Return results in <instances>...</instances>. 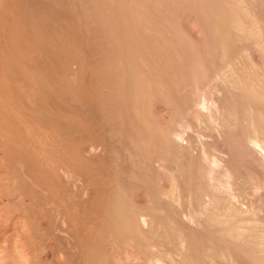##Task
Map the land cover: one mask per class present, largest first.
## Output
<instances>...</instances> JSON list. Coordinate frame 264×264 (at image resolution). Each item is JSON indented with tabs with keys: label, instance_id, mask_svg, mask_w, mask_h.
Returning <instances> with one entry per match:
<instances>
[{
	"label": "bare ground",
	"instance_id": "bare-ground-1",
	"mask_svg": "<svg viewBox=\"0 0 264 264\" xmlns=\"http://www.w3.org/2000/svg\"><path fill=\"white\" fill-rule=\"evenodd\" d=\"M259 149L264 0H0V264H264Z\"/></svg>",
	"mask_w": 264,
	"mask_h": 264
},
{
	"label": "rangeland",
	"instance_id": "rangeland-1",
	"mask_svg": "<svg viewBox=\"0 0 264 264\" xmlns=\"http://www.w3.org/2000/svg\"><path fill=\"white\" fill-rule=\"evenodd\" d=\"M191 29L193 30L194 29V27H191ZM261 151V152H260ZM259 152H260V154L264 157V150L263 149H259ZM249 191V189L247 190V192ZM244 195V196H243ZM242 197H238V198H233L232 199V206H233V209H237L238 211H244V210H247V208H248V206H249V200L250 199H248V194L247 193H244V194H242L241 195ZM239 199V200H238ZM234 201V202H233ZM237 207V208H236ZM240 208V209H239ZM233 212H235V211H233ZM2 219V218H1ZM3 221V220H2ZM0 225H2V222H1V224Z\"/></svg>",
	"mask_w": 264,
	"mask_h": 264
}]
</instances>
